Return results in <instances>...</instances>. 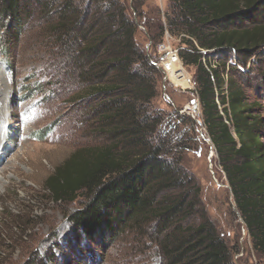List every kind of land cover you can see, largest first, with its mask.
<instances>
[{
	"label": "trees",
	"instance_id": "1",
	"mask_svg": "<svg viewBox=\"0 0 264 264\" xmlns=\"http://www.w3.org/2000/svg\"><path fill=\"white\" fill-rule=\"evenodd\" d=\"M170 2L167 30L183 36L186 46L179 55L195 68L202 124L252 248L264 257L260 103L249 100L246 76L225 56L215 60L208 53L234 51L243 63L254 52L264 55V0ZM34 20L50 56L66 60L68 74L81 85L76 98L94 104L92 124L102 138L76 148L44 180L54 202L83 198L82 207L68 217L74 236L102 249L131 233L142 245L154 243L159 264H236L237 245L209 220L201 189L181 164L184 151L198 142L189 133L194 119L152 106L161 72L137 45V27L126 5L121 0H0L1 49L16 45ZM159 27L153 38L164 34ZM27 264L43 263L36 253Z\"/></svg>",
	"mask_w": 264,
	"mask_h": 264
},
{
	"label": "rangeland",
	"instance_id": "2",
	"mask_svg": "<svg viewBox=\"0 0 264 264\" xmlns=\"http://www.w3.org/2000/svg\"><path fill=\"white\" fill-rule=\"evenodd\" d=\"M121 2L136 24L137 45L161 72L152 106L164 114L194 119V131L189 133L198 142L194 149L184 151L181 164L201 189L207 217L237 245L236 264H264V257L252 248L209 135L197 122L202 117L195 68L181 61L179 51L186 46L181 33L167 30L170 0ZM159 26L164 34L153 38ZM20 38L7 51L0 47V264H27L36 253L43 264H159L154 243L144 240L143 246L131 233L102 249L74 236L68 217L82 207L83 198L54 202L47 195L44 180L54 167L76 148L97 144L102 138L92 124L94 104L76 98L81 85L71 79L66 60L50 56L36 20L25 26ZM168 53H178L170 70L163 65ZM208 53L215 60L225 56L246 76V93L250 101L258 100L264 118V55L254 52L243 63L234 51ZM181 68L185 77L176 74ZM239 76L235 74L238 80ZM193 99L198 114L193 111ZM161 132L165 134L166 129ZM101 240L106 243L108 239Z\"/></svg>",
	"mask_w": 264,
	"mask_h": 264
},
{
	"label": "built area",
	"instance_id": "3",
	"mask_svg": "<svg viewBox=\"0 0 264 264\" xmlns=\"http://www.w3.org/2000/svg\"><path fill=\"white\" fill-rule=\"evenodd\" d=\"M168 58L167 60H165L164 62V69L166 70H170L173 63L178 59V53H168ZM177 76L178 77H185L184 73H183V69L181 68L180 70H177ZM190 80H188L189 82Z\"/></svg>",
	"mask_w": 264,
	"mask_h": 264
},
{
	"label": "water",
	"instance_id": "4",
	"mask_svg": "<svg viewBox=\"0 0 264 264\" xmlns=\"http://www.w3.org/2000/svg\"><path fill=\"white\" fill-rule=\"evenodd\" d=\"M191 103H192V106H193V111H194L196 114H198L197 109L194 108V106H195V104H196V100H195V99L191 100ZM197 122H198V124H199L200 126H202V122H200L199 120H197Z\"/></svg>",
	"mask_w": 264,
	"mask_h": 264
},
{
	"label": "bare ground",
	"instance_id": "5",
	"mask_svg": "<svg viewBox=\"0 0 264 264\" xmlns=\"http://www.w3.org/2000/svg\"><path fill=\"white\" fill-rule=\"evenodd\" d=\"M175 63V62H174ZM176 64V63H175ZM175 67V66H174Z\"/></svg>",
	"mask_w": 264,
	"mask_h": 264
}]
</instances>
